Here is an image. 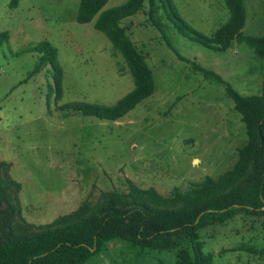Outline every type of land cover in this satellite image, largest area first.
<instances>
[{
	"label": "rangeland",
	"instance_id": "374dc122",
	"mask_svg": "<svg viewBox=\"0 0 264 264\" xmlns=\"http://www.w3.org/2000/svg\"><path fill=\"white\" fill-rule=\"evenodd\" d=\"M124 1L107 0L103 8ZM9 2L0 0V31L8 33L0 40V160L8 163V177L20 183L15 232L21 225L37 230L85 200L95 203L104 191H127L128 181L167 196L175 187L216 179L238 162V150L247 142L241 115L225 84L205 78L192 63L219 73L241 95L259 94L264 59L244 41L232 40L224 50L206 47L159 10L169 47L148 20L144 1L119 24L144 56L154 87L120 118L99 119L60 108L72 100L112 104L133 88L122 55L94 28L95 17L76 20L80 0H18L15 7ZM173 2L187 23L208 36L229 16L223 0ZM242 2V32L260 35L264 0ZM44 39L56 47L62 69L58 99L47 96L50 64L28 76L40 55L31 47ZM7 190L13 195L11 185ZM5 206L0 219L6 221ZM8 231L1 227L0 239H7ZM197 234L212 264H264V210L239 212ZM180 249L190 250L184 235L173 236L164 250H140L115 238L83 264H177Z\"/></svg>",
	"mask_w": 264,
	"mask_h": 264
},
{
	"label": "trees",
	"instance_id": "16d2710c",
	"mask_svg": "<svg viewBox=\"0 0 264 264\" xmlns=\"http://www.w3.org/2000/svg\"><path fill=\"white\" fill-rule=\"evenodd\" d=\"M106 1L80 0L76 20L86 23L95 17L94 28L103 32L112 47L122 55L132 76L133 88L112 104L83 100L64 102L60 108L66 113L116 120L150 95L154 87L151 70L119 24L121 18L137 12L144 1L148 5V20L169 47L159 10H163L166 20L173 24L176 25L178 20V30L201 45L224 50L232 40L244 41L264 59V28L260 35L242 32L245 20L242 0H223L229 16L212 36L187 23L179 15L173 0H125L103 8ZM17 3L18 0H10L9 6L15 7ZM7 38V31H0V40ZM31 48L40 55L28 76L50 64L53 82L48 84L47 96L54 93L58 99L62 69L57 61L56 47L44 39ZM192 64L205 78L225 84V90L245 124L247 142L238 150L239 159L233 168L216 179L206 177L186 189L175 187L167 196L152 187L141 188L128 181L127 191H104L95 203L85 200L74 210L38 226L37 230L21 225V232H15L12 229L18 212L15 191L20 183L8 177V163L0 160V207L5 203L9 212L8 220L0 219V229L9 228L8 238L0 239V264H83L90 256L101 252L111 239L129 241L138 245L140 250H164L171 246L175 235H184L190 242V250L178 251L177 264H212L211 255L202 252L197 230L222 223L239 212L264 210V85L259 94L244 96L219 73ZM10 185L14 189L13 195L7 190Z\"/></svg>",
	"mask_w": 264,
	"mask_h": 264
}]
</instances>
